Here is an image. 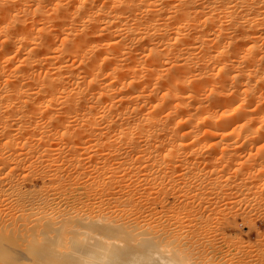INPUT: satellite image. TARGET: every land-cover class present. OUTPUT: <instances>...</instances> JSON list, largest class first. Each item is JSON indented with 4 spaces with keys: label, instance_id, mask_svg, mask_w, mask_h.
Here are the masks:
<instances>
[{
    "label": "bare ground",
    "instance_id": "obj_1",
    "mask_svg": "<svg viewBox=\"0 0 264 264\" xmlns=\"http://www.w3.org/2000/svg\"><path fill=\"white\" fill-rule=\"evenodd\" d=\"M53 102L63 105L59 108L62 111L51 110ZM58 104L55 106L59 107ZM91 109L92 114L87 116ZM71 110L78 113L70 115L73 114ZM74 121L73 126L77 127L72 128ZM131 121L146 127L143 135L135 137L130 128L125 127ZM228 126L233 127L229 131L231 134L224 135L229 133L237 137V143L240 137L233 134H242L239 141L248 146L254 138L252 147L254 136L259 140L264 132V0H0V201H10L15 205L12 204L13 210L20 211L18 215L6 216L11 224L6 223L7 220L0 222V264H160V259L167 264H179L177 252L186 253L193 264H205L188 247L185 233L177 240L174 239L176 235L173 237L168 231L163 234L145 231L142 214L146 211L142 210L141 199L145 192L142 195L143 175L140 174L144 165L141 153L145 151L141 150V143L162 142L159 141L162 136L180 139L186 127L188 130L207 127L202 131L212 136L205 132L202 136L205 137L203 141L208 136L209 142V137L221 134L223 127L228 131ZM193 130L186 131V135L187 132L197 135ZM223 134L221 138L224 139L216 137L220 139L219 145L223 144L221 140L227 139ZM57 135L62 143L63 139H68L67 143L69 139V143H73L71 138L77 140V143L74 141L75 151L72 150L74 146L68 144V159L77 171L74 177L65 172L68 169L60 170L63 166L60 152L56 153L58 149L51 147ZM247 135L253 138L248 139ZM202 136L197 135V138ZM244 136L250 141L242 140ZM82 137L92 140V146L89 147ZM193 137L188 140L194 141ZM234 138L229 144L235 145ZM80 139L86 147L77 146L81 144ZM33 141L42 146L41 161L47 163L43 166L51 172L48 173L51 183L48 180L47 184L52 186L43 187L45 190L40 188L44 193L36 191L35 187L34 191H23L16 183L22 180L17 178L22 176L17 171L31 168L33 173H40L32 168L37 156L35 161H28L35 149ZM164 142L160 144L163 146ZM178 144L175 149L179 148ZM185 144L180 152L195 146L194 143ZM80 147L92 149V187L88 184L89 190L83 189L88 194L92 189V202L80 201L69 206L65 203L66 192H78L75 180H79L81 172L85 175L82 171L85 150ZM227 147H222L223 153ZM236 147L239 144L233 147L234 151ZM218 149L217 145L215 151ZM190 152L188 158L192 155ZM173 153L168 158H172ZM249 153L245 157L247 160L241 163L244 170L250 165L246 161L253 159ZM235 155H231L232 159ZM258 155L257 151L254 156ZM168 158L170 165L174 164ZM27 162L30 163L26 165ZM38 165L43 168L40 173L43 176L44 167ZM171 167L168 166L174 173L177 166ZM263 172L259 173L264 176ZM25 173L22 178L26 182L35 175ZM254 177L260 180V175ZM228 185L230 187L231 183ZM48 187L54 192L50 193ZM234 189L236 187L230 190ZM227 193L228 198L233 195ZM223 197L227 198L225 194ZM57 198L59 207L54 208L52 202ZM63 199L65 206L60 204ZM210 202L222 201L214 203L210 198Z\"/></svg>",
    "mask_w": 264,
    "mask_h": 264
},
{
    "label": "rangeland",
    "instance_id": "obj_2",
    "mask_svg": "<svg viewBox=\"0 0 264 264\" xmlns=\"http://www.w3.org/2000/svg\"><path fill=\"white\" fill-rule=\"evenodd\" d=\"M90 102H92V101H90ZM54 104H52L51 103V110H53L54 112H55V109H59L61 106H63V105H61L60 106V103L58 104V102H53ZM58 104V106L59 107H57V105L55 106V104ZM89 103V102H88ZM3 105V104H2ZM52 106H53V108H52ZM54 106H55V108H54ZM57 109V111H62L61 109H59L58 110ZM72 112H73V114H70V115H75L76 113H78V111H76L75 112V110H71ZM85 111V110H84ZM84 111H82V112H84ZM71 112V113H72ZM74 112H75V114H74ZM86 112H88V111H86ZM57 113V112H56ZM55 113V114H56ZM60 113V112H59ZM81 114V113H80ZM83 114V113H82ZM88 114L90 115V114H92V109H91V111H89V113H87L86 115L88 116ZM79 116V115H78ZM86 116V117H87ZM80 117H82V116H80ZM78 120H80V119H78ZM82 121H83V119H82ZM80 122V124H82V122H81V120L79 121ZM73 123L74 124H76V122L74 121V122H72L71 124H72V126H73ZM127 125H125V127H129L130 128V130L132 131V133H133V135H135V137H140L141 135H143V133H144V130H145V128L143 127V126H141V123H139V122H136V121H131V122H128V123H126ZM79 125V124H78ZM74 127H77V125H74L72 128H74ZM229 127V126H228ZM51 128V127H50ZM50 128H48V129H50ZM206 129H208L207 127H205ZM205 128H203V127H196L195 129L194 128H190L189 130H188V128L186 127V131H190L191 129L195 132V133H197V135L200 137V136H205V134L206 135H209V136H212V134L210 135V133L208 132H205V131H202L203 129L204 130H206ZM230 128V129H229ZM228 129V131H225V130H227V128L226 127H223V129H224V131L222 130V129H220L221 131L220 132H222L221 134H226L227 132H229L230 130H231V128L233 129V127H229ZM201 129V131H199ZM196 130H198V131H196ZM70 131H72V130H70ZM185 131V129L182 131L183 132V135H181L180 136V139L177 137V139H175V138H173L174 136H172V138H171V136H167L168 138H165L166 136H162L160 139H159V141H162V142H164V141H166V142H164V144H163V146H167V141L168 140H170L169 141V145L165 148H163V146L160 144V143H162V142H157V141H155V143H154V141L152 142V140L151 141H143V142H145L146 144L147 143H149L148 144V146H151V147H148L147 145H145L146 147H144V144L145 143H141V150L142 149H144L143 151H145V153H141L142 154V158H141V161H143L142 159H144V161L146 160V162H142L143 164V166H142V170H141V175H143L142 176V180L143 181H141L142 183V187H141V190H142V195H144V192H145V195H144V197H142L141 196V199H143L142 201V204H143V207H142V210H144V211H146V212H143V214H142V219H143V227H144V229H145V231H147L148 230V232H150L151 234H163V233H165V232H169L171 235H173V237H175V235H176V237L174 238V239H179L180 238V235H184V233H185V235H186V238H187V236H188V238L189 237H191L190 239H188L187 238V240H188V247H190V250L194 253V255H196V256H198L201 260H203V262L205 263V264H214L215 262H216V259H217V262L215 263V264H264V260H263V258H264V176H262V174H260L259 172H260V170L262 171H264V153H262V151L264 150V140H262V137H263V139H264V136L261 134V135H259L260 137H259V140H258V136H254L255 137V142H254V144L255 145H253V147H252V145H251V142H252V140L254 141V138L251 136V135H253V134H251V135H247L248 137V139H250V138H253L252 140H251V142H249V141H247V139L245 140V136H244V138L242 139V140H245V142L247 141V142H249L248 144H249V146L245 143V144H243V141H239L240 140V138H242L243 136H241L242 134H240L239 135V133L238 134H233V136L234 135H236V136H238V137H240V138H238V141H237V143H236V138L237 137H232L229 133V135H230V137H231V141H232V138H234L233 140H234V144L235 145H233V143H232V145L231 144H229L231 141H230V138L228 137L229 135L227 134V135H224L223 134V136H225L227 139L226 140H221V142H223V144H220L223 148H225V147H227V140H228V138H229V141L230 142H228V147L226 148V152L229 150V149H231V152H230V150L228 151V153H226V152H224L223 153V151L225 150H223V148L218 144V143H220V139H218V138H221V134H219V132L217 133V135H218V138H216L217 137V135L215 134V136L216 137H209L210 139V141L209 142H207V137H206V141H203L204 139H205V137H201V138H203V139H201V138H199L200 140L198 141V144L196 143V139H198L197 138V135L193 132V134H195V135H193L192 136V133L191 134H189L188 132H187V135H189V136H187L186 135V131ZM60 132H62V131H60ZM202 132H205V134H203ZM185 136H187V138L185 137ZM195 139L194 141H193V139H189V140H191V142H190V144L188 145V138H192V137ZM251 136V137H250ZM262 136V137H261ZM183 137H185L186 139H184ZM165 138V139H164ZM184 139V141H183V139ZM211 138H213V140L215 141H213ZM58 135L55 137V139L53 140V142H56V143H54V145H52L51 147L52 148H54V150L55 149H58V150H55V152L56 153H58V152H60V153H58V154H60V163H61V165H63L61 168H60V170L62 169V168H64V170H67V171H65L66 173H70V174H72L73 176L72 177H74V174H75V176L77 175L76 173H77V171L75 170V169H73L74 168V166H75V164H73L72 162H70L69 161V159L68 158H70V150H69V145H72V146H74V141H75V139L76 138H74V140H73V138H71L72 139V141H73V143H69V141H70V139H69V141H68V143H67V140L68 139H63V140H65V141H63L64 143H62L61 142V138H59L58 140ZM82 139L83 140H86L85 141V143H89V144H91V145H89L88 143V146L90 147V146H92V140H90V141H87V138L86 137H82ZM82 139H80V142H81V144H78L77 146H79V145H81V146H83V147H86V144H84V142H83V140ZM162 139V140H161ZM168 139V140H167ZM171 139L173 140V139H175V141H171ZM215 139H217V140H215ZM221 139H224V137H222ZM60 140V141H59ZM164 140V141H163ZM179 140V141H178ZM187 140V141H186ZM212 140V141H211ZM262 140V141H261ZM37 141H39V140H37ZM77 141V140H76ZM75 141V142H76ZM177 141V142H176ZM180 141L181 142H183V143H180ZM200 141H202V143L200 142ZM219 141V142H218ZM22 142H24V141H22ZM22 142H20V144L22 143ZM60 142H61V144H60ZM79 141H78V143H80ZM171 142V143H170ZM187 142V143H186ZM199 142H200V145H199ZM204 142V143H203ZM205 142H206V144H205ZM218 142V143H217ZM224 142H226V143H224ZM233 142V141H232ZM240 142L243 144V148H241L242 147V145L240 144ZM39 143V142H38ZM38 143H36L35 141H33V146H34V148L36 149V148H38L39 150H35L34 148H32V149H34V150H32L33 151V155H32V157L34 158H36V156H37V161H35V158H34V160H33V158L31 157V156H29L27 159H28V161H35V162H33L32 164H34V163H36V164H34V166L32 165V168L33 167H35L34 168V170H36V171H38V172H42L43 171V168H41V166H39L38 164H42V167H44L43 165H44V163H45V165L47 164L46 162H44L43 161V163H42V161H41V157H40V150H42L40 147H42L41 145H39ZM66 143V144H65ZM77 143V142H76ZM156 143H158V145L160 146V148L158 149V145L157 146H155V147H157V148H155V147H153L152 145L154 144H156ZM167 143V144H166ZM174 143V144H173ZM180 145H179V144ZM187 144L188 146H190L192 143H194V145H195V143L197 144V145H195L194 147H190V149L188 148L187 149V147L185 148V150L184 149H182L181 150V152H180V149L181 148H184V145L183 144ZM257 143V144H256ZM259 143V144H258ZM32 144H30L29 143V145H31V147H33L32 146ZM34 144H36V145H34ZM53 144V143H52ZM69 144V145H68ZM83 144V145H82ZM173 144V145H172ZM177 144H178V146H179V148L177 147V149H179V150H177V149H175L176 148V146H177ZM185 144V145H186ZM201 144H203V145H201ZM215 146V148H213L212 146L213 145ZM236 144L238 145L239 144V147H236V148H240V150L238 151V149H236L235 151H234V149L235 148H233L234 146H236ZM23 146H24V144H22ZM22 145H18L19 147L18 148H21L22 147ZM26 145V144H25ZM38 145V146H37ZM58 146V148H57V146ZM76 145V144H75ZM85 145V146H84ZM117 145H119V142L117 143ZM173 146V147H170V146ZM217 145H218V150L219 151H221V149H222V152H219V151H215V149H216V147H217ZM241 145V146H240ZM244 145H246V146H244ZM27 146V145H26ZM36 146V147H35ZM197 146V149H195V147ZM200 146H203L202 148L199 147ZM205 146L207 147V148H205ZM225 146V147H224ZM231 146V147H230ZM261 146H263L262 148H261ZM29 147V146H28ZM88 147V148H89ZM144 147V148H143ZM212 147V148H211ZM221 147V148H220ZM22 148H24V147H22ZM61 148V149H60ZM72 148V147H71ZM70 148V149H71ZM81 149H83V150H85L84 148H82V147H80ZM86 149L87 150V152H86V150L84 151V154H86V156L84 155V154H82V156L84 157V160L85 161H87V162H84V160H83V165H82V167H84L83 168V170L82 171H84L85 172V175H86V177H85V175H83L82 176V174H84L83 172H81V174H79L78 176V178H79V180H81L82 182H80L79 183V180H77V178H76V180L75 181H78V184H83V182H84V185H78L77 184V187L79 188V191L77 192V191H75V193H68V192H66V195H68L67 196V201L65 200V199H63V200H61V205L62 206H65V204H63V202H64V200L66 201L65 203H66V205H67V203L69 204V206L71 205V204H73V206H74V204H76L77 202H80V201H84V202H92V189H90L91 190V193L90 194H88V192H86L85 190H89V185H90V187H92V182H90V180L92 181V174H91V171H92V163H91V161H92V152H90V151H92V149L90 150V149ZM147 148V149H146ZM155 148V149H154ZM167 148H170V149H167ZM174 148V149H173ZM203 148L205 149V150H203ZM210 148H211V151H210ZM233 148V149H232ZM249 148H250V150H249ZM261 148V149H260ZM26 148H24V150H25ZM79 150V148H76V150ZM80 149V150H81ZM154 150L155 152H152L151 150ZM165 149V150H164ZM193 149H195V150H193ZM209 149V150H208ZM228 149V150H227ZM69 150V151H68ZM72 150L73 151H75V146H74V148H72ZM71 150V151H72ZM77 150V151H78ZM83 150L82 151H79V154H81V152L83 153ZM88 150H89V152H88ZM150 150V151H149ZM156 150H158L157 152H156ZM169 150V151H168ZM172 150H174V151H172ZM177 152H176V151ZM187 150H188V152H187ZM193 150V151H192ZM203 150V151H202ZM208 150V151H207ZM232 150L234 151V154L232 153ZM242 150V151H241ZM255 150H256V152H255ZM260 150H262V151H260ZM20 152H22L23 150L21 149V150H19ZM62 151H64V154H63V152ZM68 151V152H67ZM72 151V152H73ZM166 151V152H165ZM191 151V152H190ZM196 151V152H195ZM212 151H214V152H212ZM238 153H237V152ZM248 151L250 152L249 153V155L250 156H252L253 157V159L252 158H250V156H249V158H250V160H248V161H246L247 163H249L248 165H249V167H250V169H251V167H252V169H254L255 167L256 168H258L257 170L256 169H254V170H249L248 168L249 167H247V165H245V167H247L246 168V170H244L245 168L242 166V162H244L245 160H247V158H245V157H247V153H248ZM252 151V152H251ZM257 151L259 152V155L258 156H254V155H256L257 154ZM54 152V153H55ZM86 152V153H85ZM142 152V151H141ZM148 152V153H147ZM152 152V153H151ZM175 153V155H173L174 153ZM180 152V153H179ZM186 152V153H185ZM192 153V155L190 156V158H188L189 157V155L190 154H188V153ZM206 152V153H205ZM217 152V153H216ZM235 152H236V155H235ZM253 152H254V154H253ZM264 152V151H263ZM55 153V154H56ZM62 153V154H61ZM66 153H67V155H66ZM68 153H69V155H68ZM155 154V156H154V154ZM171 153H173L171 156H173L172 158H168V155L169 154H171ZM182 153V154H181ZM261 153V154H260ZM72 154V153H71ZM87 154H88V156H87ZM152 154V155H151ZM181 154V155H180ZM199 154V155H198ZM205 154H207V155H205ZM215 154H217V155H215ZM222 154V155H221ZM227 154V155H226ZM31 155V154H30ZM64 155V156H63ZM91 155V156H90ZM151 155V157H148V156H150ZM163 155V156H162ZM196 155V156H195ZM231 155H235V158H234V156H233V158L235 159V160H237V162L234 160V159H232V157H231ZM237 155H239V156H237ZM246 155V156H245ZM263 155V156H262ZM59 156V155H58ZM69 156V157H68ZM81 156V157H82ZM143 156H144V158H143ZM153 156V157H152ZM176 158H175V157ZM220 156V157H219ZM238 157V159H237V157ZM57 157V156H56ZM195 157V158H194ZM208 157V158H207ZM211 157V158H210ZM219 157V158H218ZM39 158V159H38ZM58 159H59V157H57ZM64 158V159H63ZM146 158V159H145ZM153 159V160H151V159ZM166 160H165V159ZM167 158L168 159H171L172 160V163H174V164H172L173 165V167H171L172 165H170V163H171V161L170 160H168V161H170V163L167 161ZM206 158V159H205ZM228 158V159H227ZM245 158V159H244ZM257 158V159H256ZM262 158V159H261ZM159 159V160H158ZM168 163V165L166 166V162L164 161V160ZM176 159H177V161H176ZM192 159V160H191ZM251 159H252V161H251ZM38 160H39V162H38ZM91 160V161H90ZM161 160V161H160ZM173 160H175L174 162H173ZM188 160V161H187ZM220 161V163H219V161ZM234 160V161H233ZM257 160V161H256ZM154 161V162H153ZM159 161V162H158ZM164 161V162H163ZM180 162V164H179V162ZM191 161V162H190ZM192 161H193V163H192ZM212 161V162H211ZM222 161V162H221ZM38 162V163H37ZM66 164H64V163ZM157 162V163H156ZM188 162V163H187ZM211 162V163H210ZM216 162V163H215ZM228 164H227V163ZM239 162V163H238ZM259 162L260 163H262V165L260 164L259 165ZM30 162H27L26 163V165L27 164H29ZM63 163V164H62ZM84 163H85V165H84ZM147 163V164H146ZM156 163V164H155ZM182 163V164H181ZM184 163H185V165H184ZM190 163V164H189ZM191 163H192V165H191ZM208 163V164H207ZM215 163V164H214ZM238 163V164H237ZM246 163V164H247ZM254 164L253 166H252V164ZM258 163V164H257ZM161 164V165H160ZM163 164V165H162ZM223 164V165H222ZM243 164H245V163H243ZM36 165H38V167H40L41 169H36V168H38ZM74 165V166H73ZM88 165H90L89 167H87ZM145 165H147V167L145 166ZM156 165V166H155ZM158 165V166H157ZM208 165V166H207ZM259 165V167H257ZM87 167V169H91L90 171L89 170H87L86 169V167ZM155 166V167H154ZM161 168H160V167ZM168 166L169 167H171V168H174V167H176L177 168V170H176V168L174 169V173H173V171L172 170H170V168H168ZM209 166H211V167H209ZM227 166V167H226ZM146 167V168H145ZM158 167H159V169H158ZM194 167V168H193ZM209 167V168H208ZM216 167V168H215ZM26 168V167H25ZM66 168V169H65ZM145 168V169H144ZM166 168V169H165ZM170 170H168V169ZM179 168V169H178ZM188 168L189 169H191V170H188ZM213 168H214V170H213ZM242 168V169H241ZM24 169V168H23ZM46 169H47V171H46ZM45 169V167H44V173H43V176L46 174V175H48V177H45L44 176V178H43V176H42V174L40 175V173H37L36 171V174L35 173H33L34 171H33V169H31L30 168V170L29 169H25V171L27 172L28 171V174H30V176L32 175H34V177L32 178V177H29V178H27L28 179V182H26L27 180H26V177H27V174L25 173V171L24 172H22V171H17V173L20 175V173H21V178H19L18 176H17V178L18 179H22L21 181H22V184L21 183H19V182H21V181H19V180H17L16 181V183H18L17 185L20 187V189L21 190H23V191H26V192H31L30 190L32 189H35L36 191H41V192H45V191H42V189H40V188H43V187H45V186H52V184L51 185H49V183L47 184V181L49 180L50 181V183H51V179H50V175L48 174L49 172H48V168H46ZM165 169V170H164ZM221 169V170H220ZM31 170H32V173H31ZM41 170V171H40ZM74 170H75V172H74ZM160 170H162V171H160ZM163 170H164V172H163ZM229 170V171H228ZM241 170V171H240ZM245 172H244V171ZM256 170V171H255ZM29 171H30V173H29ZM62 171H63V169H62ZM61 171V172H62ZM73 173H72V172ZM88 171H89V173H88ZM166 171V172H165ZM237 173H236V172ZM250 171V172H249ZM254 171V172H253ZM20 172V173H19ZM47 172V173H46ZM65 172H63V173H65ZM172 172V173H171ZM246 172H249L248 174L246 173ZM258 173L259 175H260V180L258 181V179H256L254 176H256V177H258L259 178V175H255V173ZM25 173V180H24V178H22L23 177V174ZM51 173V172H50ZM153 173V174H152ZM158 173V174H157ZM166 173V174H165ZM176 173V174H175ZM253 173V174H252ZM264 173V172H263ZM90 175V176H88V175ZM145 174V175H144ZM150 174V175H149ZM157 174V175H156ZM162 174V175H161ZM179 174V175H178ZM225 176H224V175ZM80 175L82 176V178H80ZM182 175V176H181ZM213 175V176H212ZM41 176V178L42 179H44V180H40V177ZM146 178H145V177ZM154 176H155V178H154ZM162 176H163V178H162ZM168 176V177H167ZM200 176V177H199ZM208 176V177H207ZM251 176H253V179H255V180H253L252 179V177ZM84 177V178H83ZM88 177H89V180H88ZM144 177V178H143ZM243 179H242V178ZM248 177H251L250 179H249V181H248ZM49 178V179H48ZM159 178V179H158ZM163 179V180H161V179ZM172 180H171V179ZM178 178V179H177ZM220 178V179H219ZM227 178V179H226ZM238 178H239V180H238ZM245 178V179H244ZM36 179V180H35ZM168 179V180H167ZM182 179V180H181ZM198 179H200L201 181H198ZM210 179V180H209ZM247 179V180H246ZM85 180L87 181H89V183H85ZM158 180L160 181V182H158ZM171 180V181H170ZM202 180H204V181H202ZM236 180V181H235ZM244 180V181H243ZM19 181V182H18ZM30 181V182H29ZM206 181V182H205ZM216 181H217V185H216ZM238 181V182H237ZM246 181V182H245ZM255 182V184H254V182ZM257 181V182H256ZM32 182V183H31ZM163 182V183H162ZM166 182H167V185H169V186H167L166 185ZM172 182V183H171ZM179 182H180V184H179ZM196 182H198V183H201L202 182V184H200V186L198 185V183L196 184ZM244 182H245V184H244ZM251 182V183H250ZM144 183V184H143ZM160 183V184H159ZM168 183H170V184H168ZM191 183V184H190ZM231 183V186L229 187V185L228 184H230ZM233 183V184H232ZM242 183V184H241ZM248 183H250V184H248ZM262 183V184H261ZM21 184V185H20ZM33 184V185H32ZM89 184V185H88ZM157 184V185H156ZM195 184V185H194ZM237 184V185H236ZM153 187H152V186ZM159 185V186H158ZM182 185V186H181ZM202 185V186H201ZM206 185V186H205ZM226 185V186H225ZM158 186V187H157ZM163 186V187H162ZM195 186V187H194ZM257 186H259V188L257 187ZM33 187H35V188H33ZM82 187V188H81ZM88 187V188H87ZM145 187V188H144ZM156 187H157V189H156ZM182 187V188H181ZM184 187V188H183ZM197 187V188H196ZM227 187V188H226ZM229 187V188H228ZM232 187V188H231ZM236 187V189H234L235 191H233L236 195L234 196V193L232 192V190H233V188H235ZM241 187H242V189H241ZM254 187V188H253ZM257 187V188H256ZM38 188V189H37ZM52 188V187H51ZM50 187H48V191H50V193H51V190H52V192H54V189L52 188L51 189ZM85 188V190H83ZM87 188V189H86ZM162 188V190H160ZM173 188V189H172ZM196 188V189H195ZM224 190H223V189ZM250 188V189H249ZM27 189V190H26ZM30 189V190H29ZM44 190H45V188H43ZM81 189V190H80ZM144 189V190H143ZM167 189V190H166ZM169 189H171V191L169 190ZM186 189V190H185ZM192 189V190H191ZM226 189H227V191L229 192V194L230 193H232L233 195H231V196H229V198H228V193H227V191H226ZM229 189V190H228ZM230 189H232V190H230ZM245 189H247V190H245ZM159 190V191H158ZM164 190V191H163ZM180 190V191H179ZM211 190V191H210ZM222 190V191H221ZM244 190V191H243ZM263 190V191H262ZM34 191V190H33ZM84 193H83V192ZM144 191V192H143ZM210 191V192H209ZM218 191H220L221 193L222 192H224V193H222V195L224 196V194H225V196H227V198H228V200H227V198H225V197H223L222 195H221V193L220 194H218L219 192ZM240 191V192H239ZM247 193H246V192ZM250 191V192H249ZM189 192V193H188ZM214 192V195L213 194H211V193H213ZM242 192L244 193V194H242ZM32 193H34V192H32ZM40 193V192H39ZM42 193V194H43ZM68 193V194H67ZM81 193H82V196H81ZM155 193V194H154ZM191 193V194H190ZM216 193V194H215ZM227 193V194H226ZM238 193H240V195L238 194ZM250 193V194H249ZM37 194H38V192H37ZM78 194L80 195V197L78 196ZM166 194H169L168 196L166 195ZM179 194V195H178ZM208 194V195H207ZM219 196H218V195ZM237 194H238V196H237ZM263 194V195H262ZM44 195V194H43ZM42 195V196H43ZM70 195V196H69ZM71 195H73V196H71ZM87 195V196H86ZM166 195V196H165ZM175 195V196H174ZM184 195V196H183ZM216 195V196H215ZM161 196V197H160ZM164 196H165V199H164ZM186 196V197H185ZM214 196V198H221V197H223V199H216V200H213L214 198H212ZM221 196V197H220ZM77 197H79L78 199H77ZM87 197H88V199H87ZM155 197V198H154ZM177 197V198H176ZM205 197H206V199H205ZM70 198V199H69ZM74 200V202L72 201V199ZM154 198V199H153ZM163 198V199H162ZM209 198V199H208ZM210 198H211V201L213 202L214 201V203H217V201H224L223 203L222 202H219V203H217V204H213V203H211L210 202ZM224 198H225V200H224ZM241 198V199H240ZM69 199V200H68ZM82 199V200H81ZM145 199V200H144ZM162 199V200H161ZM184 199V200H183ZM78 200V201H77ZM87 200V201H86ZM207 200H208V202H207ZM56 203H55V202ZM53 202H52V206L55 208H57V207H59V206H57L56 204H57V202L58 201H60L58 198H57V201L56 200H54ZM149 201H151V202H149ZM189 201H190V203H189ZM216 201V202H215ZM225 201H226V203H227V205H225L226 203H225ZM228 201V202H227ZM231 201V202H230ZM3 204H2V203ZM239 202V203H238ZM191 203H192V205H191ZM210 203L212 204V205H210ZM229 203V204H228ZM13 204L12 202L10 203V201H0V222L2 223V222H5V220H9L8 219V217H11V216H13V214H14V216L17 214H19L20 213V211H19V213H16L17 212V208H16V211L15 210H13V209H15V208H13V205H12V207H10L11 205ZM152 204V205H151ZM154 204H156V205H154ZM161 204V205H160ZM257 204L259 205V207L257 206ZM5 205V206H4ZM7 205V206H6ZM221 207H220V206ZM15 206V205H14ZM72 206V205H71ZM191 206V207H190ZM205 206V207H204ZM7 209H6V208ZM152 209H151V208ZM201 207V208H200ZM207 207V208H206ZM225 209H224V208ZM193 208V209H192ZM213 208V209H212ZM236 208H239L238 210H235ZM256 208V209H255ZM3 211V213H2V211ZM8 210H10V211H8ZM11 210H13V211H11ZM198 211V212H197ZM240 211V212H239ZM251 211V212H250ZM254 211V212H253ZM15 212V213H14ZM150 212V213H149ZM152 212V213H151ZM156 212V213H155ZM195 212V213H194ZM200 212V213H199ZM223 212V213H222ZM257 212V213H256ZM8 214H10V216L8 215ZM12 214V215H11ZM149 214V215H148ZM151 214V215H150ZM154 214V215H153ZM190 214V215H189ZM3 215V216H2ZM5 216V217H4ZM6 216H8V217H6ZM215 216V217H214ZM247 216V217H246ZM5 219H4V218ZM3 218V219H2ZM7 218V219H6ZM190 219V220H189ZM204 220V221H203ZM6 221V223H8V224H11L10 222H12L11 221V219L9 220V222H7ZM171 221V222H170ZM243 222V223H242ZM194 223V224H193ZM147 224V225H146ZM235 224V225H234ZM200 227V228H199ZM168 228V229H167ZM171 228V229H170ZM211 229V230H210ZM240 229V230H239ZM182 230V231H181ZM189 230H190V232H189ZM202 230H204V231H202ZM213 230V231H212ZM153 231V232H152ZM155 231V232H154ZM163 231V232H162ZM160 232H162V233H160ZM172 232V233H171ZM190 233V235H188ZM201 233V234H200ZM179 234V235H178ZM212 238V239H211ZM221 239V240H220ZM190 240V241H189ZM197 241V242H196ZM177 242L175 241V244H176ZM214 244V245H213ZM190 245V246H189ZM195 245V246H194ZM192 246H193V248H192ZM240 246V247H239ZM195 247V248H194ZM200 247V248H199ZM193 249V250H192ZM195 249V250H194ZM205 250V251H204ZM217 250V251H216ZM251 250V251H250ZM261 250V251H260ZM223 252V253H222ZM236 252V253H235ZM246 252V253H245ZM207 253V254H206ZM212 253H214V254H212ZM201 255V256H200ZM215 255V256H214ZM220 255V256H219ZM224 256V257H223ZM203 257V258H202ZM211 257H213V258H211ZM216 257V259L214 260V258ZM232 259H231V258ZM242 257V258H241ZM245 257V258H244ZM211 258V259H210ZM223 259V260H220L219 261V259ZM230 258V259H229ZM228 259V260H227ZM208 262H207V261ZM231 260V261H230ZM252 260V261H251ZM219 261V262H218ZM233 261V262H232ZM210 262V263H209Z\"/></svg>",
    "mask_w": 264,
    "mask_h": 264
},
{
    "label": "clouds",
    "instance_id": "obj_3",
    "mask_svg": "<svg viewBox=\"0 0 264 264\" xmlns=\"http://www.w3.org/2000/svg\"><path fill=\"white\" fill-rule=\"evenodd\" d=\"M169 255H171V253H169ZM176 255L178 257L179 264H193L192 259H190L186 253L177 252ZM157 259L160 258L157 257ZM160 264H167V261L160 259Z\"/></svg>",
    "mask_w": 264,
    "mask_h": 264
}]
</instances>
